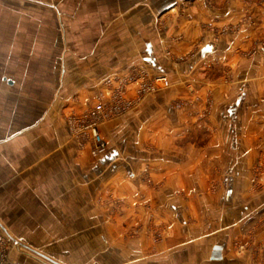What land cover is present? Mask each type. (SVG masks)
Wrapping results in <instances>:
<instances>
[{"label":"crops","instance_id":"1","mask_svg":"<svg viewBox=\"0 0 264 264\" xmlns=\"http://www.w3.org/2000/svg\"><path fill=\"white\" fill-rule=\"evenodd\" d=\"M115 5L129 22L140 16L149 39L131 27L119 58L98 55L78 79L95 88L91 79L139 57L170 86L142 97L126 91L134 107L102 126L98 157L78 154L56 115L39 113L26 129L17 109L10 134L0 118V226L25 246L11 261L264 264V0ZM177 9L190 19L157 24ZM0 77L9 93L13 81Z\"/></svg>","mask_w":264,"mask_h":264},{"label":"rangeland","instance_id":"2","mask_svg":"<svg viewBox=\"0 0 264 264\" xmlns=\"http://www.w3.org/2000/svg\"><path fill=\"white\" fill-rule=\"evenodd\" d=\"M116 1L0 0V76L4 75L14 83L9 93H5L6 84L0 80V87L4 89V93L0 92V118L9 119V123H5L8 134L18 129L14 125L17 109L20 112L24 109L26 129L31 127L30 121L37 119L39 113L49 115L51 120L56 115L57 121L67 125L76 152L96 157L91 154L93 143L90 135L86 129L83 130L88 123L89 110L97 104L103 106L98 131L106 144L102 126L120 119L134 107L125 100L126 91L135 90L142 97L163 88L158 82L153 83L155 87L150 90L151 82L160 75L149 73L139 57L136 62L118 64L117 70L124 67L120 74L91 79L93 83L96 81L95 88L87 86L89 79H78V68L92 70L97 60L105 56L107 59L119 58L118 51L123 50L119 47L120 42H129L131 27L141 26L140 16L129 22L125 20L127 16L117 14ZM177 10H171L160 18L156 16L157 24L177 25L182 19H190L183 10ZM148 26L145 23L141 26V33L147 39ZM226 30L230 31L223 28L215 30V34L220 36ZM140 39L139 36L136 38L138 42ZM97 42H101L98 47ZM98 55L105 56L98 59ZM166 56L177 59L170 52H166ZM82 57H86L85 62L81 61ZM106 63L109 65L110 62ZM167 81L168 86L164 88L170 86ZM119 88L124 89L120 93L122 96L116 95ZM13 151V147L5 151L7 160L13 157L10 155ZM112 205L118 209L119 200ZM3 236L7 255L5 264H17L10 257L15 258L17 255L12 253L17 249L20 253L22 249L14 240L23 243L22 240L9 239L4 232Z\"/></svg>","mask_w":264,"mask_h":264},{"label":"built area","instance_id":"3","mask_svg":"<svg viewBox=\"0 0 264 264\" xmlns=\"http://www.w3.org/2000/svg\"><path fill=\"white\" fill-rule=\"evenodd\" d=\"M158 82L161 83V86L163 88L168 86L167 79L163 76H160L153 79V82H151L152 84L150 85V90L154 89L155 87L153 83H158ZM123 90H124L123 88H119L118 90H116V95H119ZM148 91H149V87H148ZM120 96L122 95L120 94ZM102 109L103 106L101 104H97L94 107H92L87 114L88 123L86 124V126L85 125L83 126L84 127L83 130L86 129L88 131L93 143L91 154L96 157L100 156L106 149V144L98 131V124L103 118L101 117ZM5 246H6L5 239L3 236L2 229L0 227V264H5L7 260Z\"/></svg>","mask_w":264,"mask_h":264},{"label":"water","instance_id":"4","mask_svg":"<svg viewBox=\"0 0 264 264\" xmlns=\"http://www.w3.org/2000/svg\"><path fill=\"white\" fill-rule=\"evenodd\" d=\"M14 242L16 243V241L14 240ZM19 246H21L22 248H25V246L24 245H22V244H19ZM29 251H32V250H30L29 249ZM33 253H35L36 255H38V256H40V257H43V258H45L44 256H42V255H39L38 253H36V252H34V251H32ZM45 259H47V258H45ZM48 261H49V259H47Z\"/></svg>","mask_w":264,"mask_h":264},{"label":"bare ground","instance_id":"5","mask_svg":"<svg viewBox=\"0 0 264 264\" xmlns=\"http://www.w3.org/2000/svg\"><path fill=\"white\" fill-rule=\"evenodd\" d=\"M1 227V226H0ZM2 229V228H1ZM3 231V230H2Z\"/></svg>","mask_w":264,"mask_h":264}]
</instances>
